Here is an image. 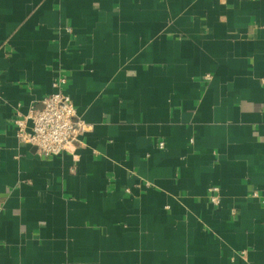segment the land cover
I'll use <instances>...</instances> for the list:
<instances>
[{
	"label": "crops",
	"instance_id": "1",
	"mask_svg": "<svg viewBox=\"0 0 264 264\" xmlns=\"http://www.w3.org/2000/svg\"><path fill=\"white\" fill-rule=\"evenodd\" d=\"M59 73L89 128L44 156ZM263 200L264 0H0V264H264Z\"/></svg>",
	"mask_w": 264,
	"mask_h": 264
},
{
	"label": "built area",
	"instance_id": "2",
	"mask_svg": "<svg viewBox=\"0 0 264 264\" xmlns=\"http://www.w3.org/2000/svg\"><path fill=\"white\" fill-rule=\"evenodd\" d=\"M206 79H210L209 76ZM65 83L66 76L59 73L52 82L54 91L43 98L41 107L30 108L13 120L19 142L32 146L44 156L69 151L89 128L77 119L75 106L63 90ZM208 192L210 202L218 206L219 188L211 187Z\"/></svg>",
	"mask_w": 264,
	"mask_h": 264
}]
</instances>
